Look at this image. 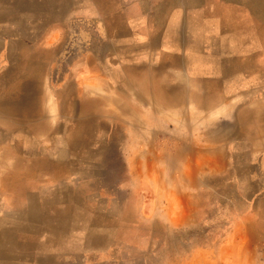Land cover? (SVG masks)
Wrapping results in <instances>:
<instances>
[{
	"label": "rangeland",
	"instance_id": "1",
	"mask_svg": "<svg viewBox=\"0 0 264 264\" xmlns=\"http://www.w3.org/2000/svg\"><path fill=\"white\" fill-rule=\"evenodd\" d=\"M0 264H264V0H0Z\"/></svg>",
	"mask_w": 264,
	"mask_h": 264
},
{
	"label": "crops",
	"instance_id": "2",
	"mask_svg": "<svg viewBox=\"0 0 264 264\" xmlns=\"http://www.w3.org/2000/svg\"><path fill=\"white\" fill-rule=\"evenodd\" d=\"M182 50H183V49H182ZM184 52H185V51L183 50V51H182V54H183ZM213 73H214V72H213ZM213 73H211V69H206V70L203 71L201 78H204L205 76L216 75L215 73H214V74H213ZM250 155H253V154H250ZM262 155H263V153H262ZM212 168L214 169V167H212ZM217 169H219V168H217Z\"/></svg>",
	"mask_w": 264,
	"mask_h": 264
},
{
	"label": "bare ground",
	"instance_id": "3",
	"mask_svg": "<svg viewBox=\"0 0 264 264\" xmlns=\"http://www.w3.org/2000/svg\"><path fill=\"white\" fill-rule=\"evenodd\" d=\"M183 51V50H182ZM132 82V81H131ZM125 83V82H124ZM152 83V82H151ZM140 85V84H139ZM162 98H163V96H161ZM174 104V103H173ZM209 105V104H208ZM208 105H207V107H208ZM172 106V105H171ZM86 108V107H85ZM84 109V108H83ZM88 109V108H87ZM91 109V108H90ZM90 111V110H89ZM86 114V113H85ZM19 115V114H18ZM20 116V115H19ZM139 122V121H138ZM136 132V131H135ZM84 133H85V131H84ZM84 135V134H83ZM86 135V134H85ZM138 137V136H137ZM198 141V140H197Z\"/></svg>",
	"mask_w": 264,
	"mask_h": 264
}]
</instances>
